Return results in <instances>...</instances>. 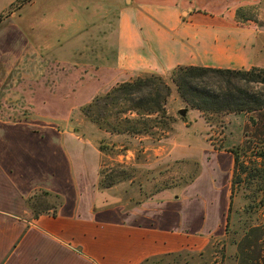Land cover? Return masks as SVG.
<instances>
[{"label": "crops", "instance_id": "1", "mask_svg": "<svg viewBox=\"0 0 264 264\" xmlns=\"http://www.w3.org/2000/svg\"><path fill=\"white\" fill-rule=\"evenodd\" d=\"M13 1L0 0V10ZM29 1L32 11L25 12L22 3V14L11 9L0 19V27L8 28L0 41L9 42L0 43V75L24 77L19 86L26 102L16 109L25 116L0 117V264H150L202 254L212 237L224 238L232 154L227 166L215 165L223 176L219 181L211 169L203 170L206 194L163 190L127 206L97 187L98 146L60 125L70 123L73 109L91 92L93 100L134 77L168 76L180 66L264 65V31L251 16L262 0H89L92 28L107 29L104 42L92 43V64L83 69L90 82L82 81L80 89V81L68 84V95L51 96L44 94L46 82L35 78L48 72L38 70L36 60L48 67L42 54L48 44H64L65 36L89 24L82 17L64 18L67 0L36 7ZM38 45L47 51H34ZM70 64L79 71L78 63ZM41 194L59 203L50 207ZM29 201L47 210L35 216Z\"/></svg>", "mask_w": 264, "mask_h": 264}, {"label": "rangeland", "instance_id": "2", "mask_svg": "<svg viewBox=\"0 0 264 264\" xmlns=\"http://www.w3.org/2000/svg\"><path fill=\"white\" fill-rule=\"evenodd\" d=\"M23 1L14 0L13 8H10L11 5L5 9L2 8L0 19L7 16L11 9H14L17 14H22L23 10L27 13L32 11L33 9L30 8L32 1L26 0L25 4ZM42 1L47 2V0H35L34 6H39ZM22 3L26 6L23 10L18 7ZM53 3L56 1L51 0L49 4ZM65 3L66 7L62 15L66 20L82 17V21H87L89 26L82 27L79 33L72 36H70L72 33H69L64 38L66 40L64 44L49 43L48 51L40 45H38L39 48L33 49L34 51H47L42 54L49 59L48 67H44L46 60H43L44 63L40 60L36 61L40 63L38 70L44 73L48 71V75L35 78L46 82L48 92L44 94L48 96L68 95L66 92L68 84L74 83L76 87L77 81H80L78 84V89H80L82 81L90 82V78L84 75L83 69L92 64V43L94 41L104 42L107 31L104 27L92 28V17L87 18L86 14V12L92 13L90 10L92 4L89 0H67ZM254 8L255 11H252L251 16L264 31V0ZM6 29L8 28L0 27V36L4 35L3 31L5 32ZM1 42L9 45L8 40L2 41L1 39ZM261 53H259L260 56ZM262 58L264 59V54ZM70 63H78L81 70H73L74 68H70ZM62 66L66 68L57 77L55 72ZM256 67L264 68V65ZM32 69L34 71V67ZM170 76H163L171 89L164 102L166 114L160 116L155 114L149 118L148 127L151 133L123 132L127 127L123 119L125 115L130 114L116 115V113L128 105L126 102L116 106L109 105L108 110L95 107L86 111L84 108L88 104L92 103L96 97L105 94L102 92L97 94L93 100L92 92L89 94V99L88 96L82 99V106L73 109L70 123L60 125L62 130L78 132L96 147L100 142L103 143L105 150L101 151L98 148L96 158L97 187L100 181L110 182L111 186L103 190L118 200H123L127 206L163 190H168L173 195L206 194L207 187L203 183L206 178H202L201 174L203 170L209 169L210 172L211 169L210 175L213 176V181L217 182L222 179L223 176L222 174L218 176L219 171L215 165L221 167L228 165L232 158V153L228 149L249 141L253 148L248 152L247 159L245 158L247 161L254 151L264 146V109L252 112L204 114L186 106L179 97ZM23 79L24 77L13 71L10 75H0V117L14 120L25 116V110L23 114H16V109L20 108L22 102H25L24 91L19 86ZM238 86L264 96L262 84L253 82L247 84L242 81ZM80 92L84 93L82 89ZM143 93L145 95L148 91L144 90ZM138 95L143 94L140 92ZM105 110L109 115L107 122H104L106 120L103 116L98 120L101 111L103 113ZM68 113L66 111L63 114ZM138 125L143 127L141 124ZM175 146L177 148L173 152L172 149ZM183 146L186 148L178 149ZM243 179H245L244 175L241 182L233 188L234 193L224 238L212 237L208 249L202 254L187 253L176 258L162 257L150 264H264V233L260 230L250 232L253 226L259 224L258 229L264 226V174L252 184H248ZM257 187L262 190H257ZM43 195L40 196L46 205L54 207L59 203L58 198ZM245 246L249 250L240 252V248L246 249ZM237 255L238 260L234 261Z\"/></svg>", "mask_w": 264, "mask_h": 264}, {"label": "trees", "instance_id": "3", "mask_svg": "<svg viewBox=\"0 0 264 264\" xmlns=\"http://www.w3.org/2000/svg\"><path fill=\"white\" fill-rule=\"evenodd\" d=\"M170 80L186 106L199 110L204 114L240 113L264 109V96L262 97L258 92L238 86L242 81L247 84L253 82L264 86V68L227 69L204 66H180L172 71ZM144 90L148 91L145 95L143 93ZM170 91L169 84L161 75L139 76L132 81L117 83L107 93L96 97L84 109L90 111L91 108L98 107V109L102 108L104 110L109 105L116 106L117 104L126 102L128 105L116 113V115L119 113L130 114L125 115L123 119L124 123L127 124L123 132L127 131L130 134L151 133L148 127L149 118L155 114L157 116L166 114L164 102ZM140 92L143 95H138ZM107 110L103 113L101 111L98 120L103 116V119L106 120L104 122H107L109 116L106 113ZM108 124L111 123L108 122ZM138 124L143 125V127L141 128ZM98 148L101 151L105 150L102 142L99 143ZM252 148L249 141H244L240 146L228 149L234 158L231 204L234 193L233 188L241 182L243 175L245 178L243 180H246L248 184H252L254 180H258L264 174V146L254 151L246 161L248 152ZM110 186V182H99V188L102 190ZM257 190L262 189L257 187ZM29 202L35 212V216L47 210L44 207L43 209H38L35 202ZM263 227L258 229V224L251 227L250 232L260 230L264 233Z\"/></svg>", "mask_w": 264, "mask_h": 264}]
</instances>
